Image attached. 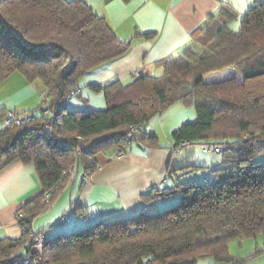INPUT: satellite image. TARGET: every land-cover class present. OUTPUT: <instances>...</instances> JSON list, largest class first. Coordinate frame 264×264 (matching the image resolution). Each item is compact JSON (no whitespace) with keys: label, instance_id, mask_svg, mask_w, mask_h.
<instances>
[{"label":"trees","instance_id":"obj_1","mask_svg":"<svg viewBox=\"0 0 264 264\" xmlns=\"http://www.w3.org/2000/svg\"><path fill=\"white\" fill-rule=\"evenodd\" d=\"M234 17L220 6L191 31L177 55L159 62L160 75H140L126 86L91 84L105 107L68 111L67 94L79 88L82 75L126 54L129 42L83 0H0V79L17 72L28 82L40 81L55 114L50 128L43 110L29 122L0 128V170L15 159L32 163L42 187L17 211L21 236L0 239V264H17L34 218L45 211L43 195L49 192L52 202L70 179L62 171L78 161L90 176L97 152L156 145L145 124L177 101L192 105L195 117L171 132L172 149L183 140L225 143L210 154L212 165L182 167L181 175L200 168L208 175H169L170 187L151 186L141 195L145 202L176 197L159 211L46 238L40 264L232 262L229 241L264 235V1L253 3L238 29L222 23ZM229 70V78H209ZM79 143L86 147L77 153Z\"/></svg>","mask_w":264,"mask_h":264},{"label":"crops","instance_id":"obj_2","mask_svg":"<svg viewBox=\"0 0 264 264\" xmlns=\"http://www.w3.org/2000/svg\"><path fill=\"white\" fill-rule=\"evenodd\" d=\"M83 1L95 14L105 19L119 40L129 42L130 48L123 56L103 62L82 75L78 85L81 94L74 97L78 100L67 99L64 103V108L68 111L105 107L103 94L92 91L89 88L91 84L100 87L113 84L126 86L140 75H160L162 69L159 62L177 55L189 41L191 31L206 23L209 15L216 13L220 6H227L234 12V18L222 20V23L235 29L253 3L264 0ZM41 89L40 81L28 82L17 72L2 79L0 128L4 125L3 117L9 110L39 116L42 109L39 108L38 91ZM179 110L182 112H170L167 109L156 116L163 141L153 128L148 131L156 134V145L139 147L131 144L124 149L125 153L120 159L114 158V150L97 152L95 160L98 169L87 179L83 178L82 168L78 167L52 201L51 207L34 218L33 229L42 231L49 239L60 233L67 234L82 229L99 220L125 219L141 211L153 213L169 206L176 199L175 196L145 202L141 195L151 186L170 187L172 179L169 175L172 178L180 176L186 171L182 169L184 165L210 166L214 160L209 154L212 159L199 164L193 158L197 153L195 146L185 149V156L172 153L171 132L195 117L192 107ZM187 173L179 178L201 180L202 176L208 175V170H204L199 176ZM41 190L32 163L15 159L0 170V239H17L21 236V228L16 219L17 211L39 195ZM65 219H69V222L62 223ZM238 241L242 251L239 254L231 253L228 247L234 261L218 262L205 258L195 264H264V248L255 245L256 249H252L254 251L249 252L248 249L245 253L244 241L250 240ZM262 242L264 243V235Z\"/></svg>","mask_w":264,"mask_h":264},{"label":"built area","instance_id":"obj_3","mask_svg":"<svg viewBox=\"0 0 264 264\" xmlns=\"http://www.w3.org/2000/svg\"><path fill=\"white\" fill-rule=\"evenodd\" d=\"M80 94H81V89L77 88V89H74L68 92L67 98H74V97L79 96ZM40 98H41L40 103L42 105L41 106L42 110L48 115V122L46 124V127L50 128L53 125L55 114L48 110L47 104L45 102L46 99L42 92L40 93ZM32 119H33V116H31V114L16 113L14 111L9 110L5 113L3 117V122L4 124L13 123L15 125H18V124L29 122ZM139 129H140V125L131 127V130L133 132H137L139 131ZM127 143H128V140H127ZM193 146H198L202 153L213 154V153H220L221 151H223L225 144H215L210 141L192 143L188 140H183L179 142V144L174 149H172V153L179 154L185 149L189 147H193ZM85 147L86 146L83 143H79L77 147V153H80V151L85 149ZM124 153L125 151L123 148H116L114 150V158L120 159L124 155ZM78 167H81L83 169L84 163L80 164L78 163V161H76L67 170L62 171V174L65 175L69 173V176L71 178L76 172V170L78 169ZM97 169L98 167L96 166L95 170ZM82 176L84 179H87L89 177L86 174H84L83 171H82ZM42 201L44 204L45 211L48 210L52 205L49 192H45V194L43 195ZM68 222H69V219L62 220V223H68ZM25 245L27 249L23 252L22 256L18 259L17 264H40L41 258L43 256V250L46 245V237L44 236L43 232L36 231L32 227L29 238Z\"/></svg>","mask_w":264,"mask_h":264},{"label":"rangeland","instance_id":"obj_4","mask_svg":"<svg viewBox=\"0 0 264 264\" xmlns=\"http://www.w3.org/2000/svg\"><path fill=\"white\" fill-rule=\"evenodd\" d=\"M233 29V28H232ZM236 29H238V27L237 28H235L234 30H236ZM231 72V70H229V72H227V71H225V72H223V73H221V72H218V73H213L212 74V76L211 77H209V78H213V79H215V80H224V79H226V78H229L232 74L230 73ZM219 73H220V75H219ZM1 80L2 79H0V82H1ZM225 85V84H224ZM227 86H228V84H226ZM225 89L226 88H229V87H224ZM40 92L41 91H38V102L40 103V101H41V98H40ZM78 99L77 98H74V99H69V101H77ZM193 108V106L192 105H189L188 103H186V102H183V101H178V102H176V103H174L169 109H168V111L170 110V112H182V111H180L179 109H181V108H186V110H187V108ZM194 109V108H193ZM11 111H14V110H11ZM15 112V111H14ZM164 112H166V111H164ZM16 113H21V112H16ZM24 114H26V113H24ZM187 119V118H186ZM187 121V120H186ZM181 125V124H180ZM179 125V126H180ZM178 126V127H179ZM177 127V128H178ZM149 128H153L155 131H157V135H158V133H159V138H160V140L161 141H163V135H162V130H161V128H160V126H159V124H158V118L156 117V116H154V117H152V118H150L147 122H146V124H145V127H144V129H145V131H149ZM215 144H225V143H215ZM194 148H197V153H196V155L193 157L194 159H196V161L199 163V164H201L202 163V161H206V162H208V161H210L209 160V158H210V156H212V155H210L209 156V154H205V153H202L201 151H200V149L198 148V146H195ZM198 149H199V151H198ZM173 154H177V153H173ZM180 156H185V154H184V152L183 153H181V154H179ZM214 157V156H213ZM210 159H212V158H210ZM204 171V169H202V168H200V169H197L195 172L194 171H192V173H193V176H195V175H197V176H199V175H201L202 173L201 172H203ZM199 172V173H198ZM187 174H189V173H187ZM70 233V232H69ZM263 236V235H262ZM262 236L261 235H259V236H256V237H251V238H244V240H250V241H244V243H245V247L243 248V251L246 253L247 252V250L249 249V252H252V251H254V250H252V249H256V248H254V246L255 245H257V246H259L260 248H264V243L262 242ZM248 242H251V244H247ZM228 246H229V249H230V252L231 253H233V254H239V252H242L241 251V249L239 248L240 247V243H239V241L238 240H231V241H229V243H228Z\"/></svg>","mask_w":264,"mask_h":264}]
</instances>
